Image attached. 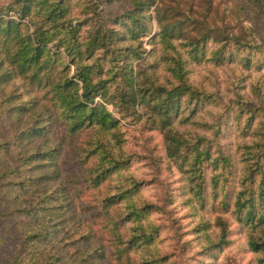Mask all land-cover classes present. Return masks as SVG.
<instances>
[{
    "label": "trees",
    "instance_id": "1",
    "mask_svg": "<svg viewBox=\"0 0 264 264\" xmlns=\"http://www.w3.org/2000/svg\"><path fill=\"white\" fill-rule=\"evenodd\" d=\"M254 1L260 2V12L264 13L262 0ZM154 2L134 0V8L123 19L127 25L121 29L117 24L108 26L94 8L98 3H88L85 11H91V19L97 17L98 20L86 36L83 32L87 21L78 17L74 22L77 19L64 0H7L1 4L0 116L5 111L3 116H9L12 124L8 130L1 128L4 122L0 117V188L5 189L6 180L12 176L22 177L24 172L20 182L22 194H26L27 181H33L30 185L35 187L34 198L22 196L25 201L21 200L19 207L22 208H18L24 221L30 222L23 235L25 254L17 253L10 264H92L97 257H104L101 243L89 241L90 232H84L82 225L74 220L76 210L70 209L69 182L62 175L59 157L68 135L94 128L98 130L95 144H102L110 159L109 166L98 170L95 184H100L118 164L124 163L101 137L119 123L104 105L110 97L124 116H145L150 127L161 130L167 156L190 175L200 200L206 201L204 162L221 160L229 170L230 166L237 168L232 158L213 155L208 139H214L193 130L192 126L201 125L204 118L199 109L210 102L220 104L224 98L222 90L191 81V63L212 61L219 66L241 62L244 67L259 65L263 69L264 41L258 45L250 44L249 40L243 42L241 36L208 28L204 19L197 18L195 23L203 29L198 36L184 38L181 37L186 21L183 19L163 26L158 40L155 38L160 46L140 62L144 51L134 41L147 28L138 12ZM209 41L216 45L208 54ZM18 80H22V85ZM260 83L254 85L255 96L239 94L235 103L232 101L242 121L246 118V126L241 130L247 137L241 149V157H244L242 187L235 194L232 213L246 232L250 249L264 264V97ZM259 117L262 119L254 126ZM59 119L64 129L58 125ZM91 153L94 154V150ZM214 179L212 186L217 195L223 185L218 178ZM222 193L225 195L223 205L229 208V191L223 188ZM126 194L128 191L107 196L105 206L109 209ZM3 199L2 196L1 219L8 213L2 208L6 207ZM129 207V216L140 217L148 206ZM216 224L220 227L217 241L220 246L227 241L228 222L219 217ZM113 231L121 238L120 231L116 228ZM142 232L141 236L130 238L129 247L137 245V240L145 235ZM77 233L83 234V241L73 238ZM77 240L80 244L74 251L61 252L68 243ZM160 260H146L141 264H160Z\"/></svg>",
    "mask_w": 264,
    "mask_h": 264
},
{
    "label": "rangeland",
    "instance_id": "2",
    "mask_svg": "<svg viewBox=\"0 0 264 264\" xmlns=\"http://www.w3.org/2000/svg\"><path fill=\"white\" fill-rule=\"evenodd\" d=\"M6 1L0 0V6ZM64 1L77 19L74 22L79 20L78 17L87 21L83 32L85 36L98 20L97 17L91 19V11L88 13L84 9L86 4L98 3L94 8L98 9L108 26L114 27L113 24H117L116 27L120 29L127 25L123 19L134 8V0ZM262 6L264 8V0ZM260 11V2L254 0H155L151 6L148 4L138 12L147 28L134 41L144 51L143 59L138 61L143 62L152 49L160 46L157 36L163 26L183 19L186 20L181 36L184 38L198 36L203 29L195 23L197 18L204 19L208 28L221 29L224 34H236L241 36L243 42L249 40L252 45L262 44L264 13ZM116 17L117 21H114ZM215 45L214 41L207 43L208 54ZM240 63L229 62L219 66H215L212 61L191 63V81L205 84L210 89L222 90L224 98V101H219L220 104L210 102L205 108L199 109L203 111L201 114H204V118L201 125L192 126L193 130L207 139H214H208L211 141L213 155H225L237 163V168L230 166L229 170L221 160L218 163L215 160L204 162L206 201L196 196L197 188L190 175L185 173L178 162L167 156L161 130L150 127L145 116H124L120 107L112 102V97L104 105L119 119V123L101 137L124 163L118 164V168L105 180L100 184L94 181L98 170L110 165L103 145L95 144L98 130L88 128L66 137L59 165L62 175L69 182L70 209L76 210L75 222L82 225L84 232H90L89 241L100 242L105 253L103 258L97 257L92 264H141L153 259H161L160 264H261L247 243L246 232L232 213L235 194L242 187L240 177L244 172V157H241V149L247 140L241 130L246 126V118L242 121L239 109H236L233 102L239 94L255 96L254 85H261L260 82L263 84L260 88L264 97V68L260 69L259 65L248 68ZM18 81L22 85V80ZM110 88V92H113V87ZM3 115H6L5 111ZM3 115L0 116L4 122L1 128L8 130L12 119ZM261 119L259 117L254 126ZM59 121L58 125L64 129ZM22 174L24 176L26 172ZM23 176L10 177L4 182L5 189L0 188V192L3 189L0 198L5 197L3 200L6 204L2 208L8 212L6 217L0 218V232L3 235L0 264H10L17 253L25 254L23 235L30 227V222L24 221L23 213L18 208H22L19 207L22 196L25 199L34 198L35 187L30 185L33 181H27L26 194L23 195ZM214 178H218L220 185L229 191V208L223 205L225 195L221 186L215 195L212 186ZM5 191L9 194L4 195ZM126 191L127 196L119 200V203L109 209L105 206L104 199L107 196ZM129 205L135 208L148 207L140 217H136L129 216ZM219 217L227 220L229 230L227 241L220 246L217 245L220 227L216 224ZM136 227L138 229L135 230ZM114 228L122 233L121 238L114 234ZM140 229L145 235L137 240V245L129 247L132 236L143 234ZM82 236L77 233L73 238L81 242ZM78 240L73 241V244L68 243L61 252L74 251V247L80 244Z\"/></svg>",
    "mask_w": 264,
    "mask_h": 264
}]
</instances>
